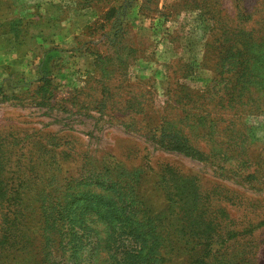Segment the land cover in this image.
<instances>
[{
	"label": "rangeland",
	"instance_id": "obj_1",
	"mask_svg": "<svg viewBox=\"0 0 264 264\" xmlns=\"http://www.w3.org/2000/svg\"><path fill=\"white\" fill-rule=\"evenodd\" d=\"M22 1L59 30L0 45V264H264V0Z\"/></svg>",
	"mask_w": 264,
	"mask_h": 264
},
{
	"label": "crops",
	"instance_id": "obj_2",
	"mask_svg": "<svg viewBox=\"0 0 264 264\" xmlns=\"http://www.w3.org/2000/svg\"><path fill=\"white\" fill-rule=\"evenodd\" d=\"M24 3L22 0H10L6 6L7 8L0 13V18H3L2 21V30L0 33L5 34L0 37V45H37L40 41V44L44 45V42L41 41V36L44 33L45 28L54 31V33L59 30V26H55V21H49L42 19L44 13H32V18H35V21L28 26L29 11L23 7ZM23 23V25H21ZM20 25V26H19ZM57 29V30H56ZM22 34L26 35L23 38L18 40V37H22ZM28 34H37L34 39L28 41ZM42 34V35H41ZM41 35V36H40Z\"/></svg>",
	"mask_w": 264,
	"mask_h": 264
},
{
	"label": "trees",
	"instance_id": "obj_3",
	"mask_svg": "<svg viewBox=\"0 0 264 264\" xmlns=\"http://www.w3.org/2000/svg\"><path fill=\"white\" fill-rule=\"evenodd\" d=\"M170 122H163L162 124H160L158 127H156V129L154 130V138L157 140L159 145L165 146L167 149L172 150V151H178V152H183L187 155H190L191 153L193 154H201V152L199 151V149L192 147L190 144H188L186 142V140H184L183 138V134H181V132H174V131H170V129L168 127H166ZM166 139H168V146L165 145V141ZM201 245L203 243H200ZM200 245V247H201ZM207 255V257H209V254H205ZM199 256V255H198ZM214 255H211V259L208 261H204V259H200L199 258V264H216V260L213 259Z\"/></svg>",
	"mask_w": 264,
	"mask_h": 264
}]
</instances>
